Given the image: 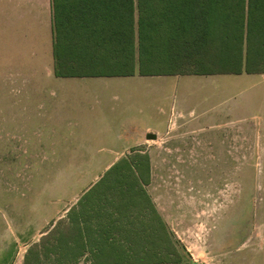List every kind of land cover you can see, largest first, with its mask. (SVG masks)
<instances>
[{
    "label": "rangeland",
    "instance_id": "rangeland-1",
    "mask_svg": "<svg viewBox=\"0 0 264 264\" xmlns=\"http://www.w3.org/2000/svg\"><path fill=\"white\" fill-rule=\"evenodd\" d=\"M51 24L0 0V264H264V78L56 77Z\"/></svg>",
    "mask_w": 264,
    "mask_h": 264
},
{
    "label": "trees",
    "instance_id": "trees-1",
    "mask_svg": "<svg viewBox=\"0 0 264 264\" xmlns=\"http://www.w3.org/2000/svg\"><path fill=\"white\" fill-rule=\"evenodd\" d=\"M52 8L56 77L264 72V0H52ZM134 160L122 157L102 181L135 176Z\"/></svg>",
    "mask_w": 264,
    "mask_h": 264
},
{
    "label": "crops",
    "instance_id": "crops-1",
    "mask_svg": "<svg viewBox=\"0 0 264 264\" xmlns=\"http://www.w3.org/2000/svg\"><path fill=\"white\" fill-rule=\"evenodd\" d=\"M51 29H52V24H51ZM242 74H247V75H249V74H256V75H259L261 78H264V72H262V73H241V74H234V75H242ZM136 75H140V76H173V77H175L177 80H179L180 78H182V77H184V76H188V75H195V76H218V75H224V74H170V75H141V74H139V73H136V74H134V75H131V76H136ZM105 78H110V77H130V76H104ZM73 78H79V79H83V78H92V77H73ZM174 104L175 103H173V105H172V110H171V114H170V117H169V119H168V122H169V120H170V118H174V116L173 115H175L176 113L178 114V115H180V112H182L181 110L180 111H177V109H178V107L177 106H175L174 107ZM183 114H184V112H182ZM191 113H193V111H191ZM178 115H177V118H178ZM192 115H194L193 117L195 118L197 115L196 114H192ZM168 122H167V127H166V129H161V128H158V127H153V126H148L147 128H146V130L144 131L145 132V134L147 135V134H154V135H166V134H168L169 133V125H168ZM195 128H197V130H204L205 128L204 127H201V126H198V127H195ZM134 130H137L135 127L133 128ZM133 132V131H132Z\"/></svg>",
    "mask_w": 264,
    "mask_h": 264
},
{
    "label": "flooded vegetation",
    "instance_id": "flooded-vegetation-1",
    "mask_svg": "<svg viewBox=\"0 0 264 264\" xmlns=\"http://www.w3.org/2000/svg\"><path fill=\"white\" fill-rule=\"evenodd\" d=\"M155 138H156V135H154L153 139H155Z\"/></svg>",
    "mask_w": 264,
    "mask_h": 264
}]
</instances>
